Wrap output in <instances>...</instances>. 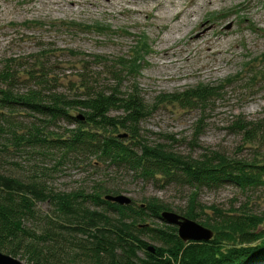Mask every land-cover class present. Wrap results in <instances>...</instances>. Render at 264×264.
<instances>
[{
    "label": "trees",
    "instance_id": "1",
    "mask_svg": "<svg viewBox=\"0 0 264 264\" xmlns=\"http://www.w3.org/2000/svg\"><path fill=\"white\" fill-rule=\"evenodd\" d=\"M43 59L39 53L24 63L15 60L0 69L3 254L17 257L22 252L28 264H68L73 252L90 258L91 264H264V213L256 215L246 208L225 212L213 207V218L200 224L212 232V238L183 242L177 228L161 219V213L169 209L160 202L127 206L109 202L106 196L120 192L104 181L71 193H58L50 187L53 174L76 162L104 172H125L146 182L163 180L193 192L189 208L180 215L193 221L201 189L229 184L245 191L264 185L263 162L232 160L217 152L192 159L145 140L140 126L151 108L168 103L204 110L222 88L200 85L158 97L149 105L135 88L122 91V78L138 74L136 60L119 59L117 66L104 64L116 82L102 87L91 83L85 75L87 62L79 61L82 70L78 77L83 78L60 89ZM15 116H29L30 121H18ZM201 123L193 133L195 141L202 134ZM229 128L248 136L247 141L258 135L264 140V120L235 117ZM20 152L48 159L51 167L38 159L20 173L9 161Z\"/></svg>",
    "mask_w": 264,
    "mask_h": 264
},
{
    "label": "rangeland",
    "instance_id": "2",
    "mask_svg": "<svg viewBox=\"0 0 264 264\" xmlns=\"http://www.w3.org/2000/svg\"><path fill=\"white\" fill-rule=\"evenodd\" d=\"M39 53L60 89L83 78L78 77L79 61L87 62L85 75L91 83H115L104 64L117 66L119 59L136 60L138 66L137 75L122 78V91L135 88L149 105L200 85L222 88L204 110L168 103L151 108L140 126L145 140L192 159L217 152L232 160L264 163L260 135L250 142L229 128L235 117L264 120V0H0V69ZM95 56L103 57L102 62L94 61ZM28 117L14 118L26 123ZM200 120L202 134L195 141ZM36 160L51 167L48 159L28 152L9 158L20 173ZM103 181L136 205L156 201L178 215L189 208L193 193L175 183L146 182L77 162L53 174L50 187L71 193ZM196 204L202 208L193 220L198 224L213 218V207L225 212L246 208L262 215L264 185L245 191L229 184L201 189ZM42 209L47 213V206ZM22 255L11 257L28 264ZM67 262L91 264L80 252Z\"/></svg>",
    "mask_w": 264,
    "mask_h": 264
},
{
    "label": "water",
    "instance_id": "3",
    "mask_svg": "<svg viewBox=\"0 0 264 264\" xmlns=\"http://www.w3.org/2000/svg\"><path fill=\"white\" fill-rule=\"evenodd\" d=\"M79 118L82 119L81 116H79ZM120 138H123V136H120ZM105 200L116 203L120 206H127L132 203L131 199L124 195H108L105 197ZM161 219L167 225L175 226L177 228L178 237L183 242H207L212 238V232L209 229L178 214L165 211L161 213ZM150 250L152 251V248H150ZM0 264L23 263L0 251Z\"/></svg>",
    "mask_w": 264,
    "mask_h": 264
},
{
    "label": "bare ground",
    "instance_id": "4",
    "mask_svg": "<svg viewBox=\"0 0 264 264\" xmlns=\"http://www.w3.org/2000/svg\"><path fill=\"white\" fill-rule=\"evenodd\" d=\"M209 49V48H208Z\"/></svg>",
    "mask_w": 264,
    "mask_h": 264
}]
</instances>
